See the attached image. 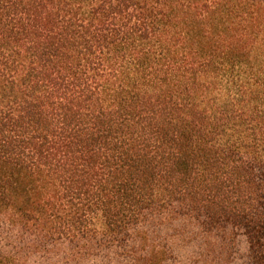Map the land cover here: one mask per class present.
Instances as JSON below:
<instances>
[{"label":"trees","instance_id":"1","mask_svg":"<svg viewBox=\"0 0 264 264\" xmlns=\"http://www.w3.org/2000/svg\"><path fill=\"white\" fill-rule=\"evenodd\" d=\"M175 204L264 264V0H0V216L118 242Z\"/></svg>","mask_w":264,"mask_h":264},{"label":"rangeland","instance_id":"2","mask_svg":"<svg viewBox=\"0 0 264 264\" xmlns=\"http://www.w3.org/2000/svg\"><path fill=\"white\" fill-rule=\"evenodd\" d=\"M204 216L179 204L149 212L118 242L101 238L52 239L25 228L10 214L0 216V253L6 264H149L158 252L162 264H251L242 229L211 228Z\"/></svg>","mask_w":264,"mask_h":264}]
</instances>
